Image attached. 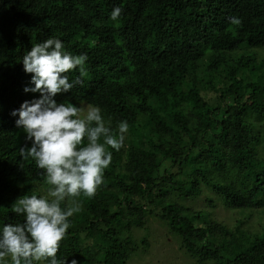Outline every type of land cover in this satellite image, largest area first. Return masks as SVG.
<instances>
[{
	"label": "trees",
	"instance_id": "trees-1",
	"mask_svg": "<svg viewBox=\"0 0 264 264\" xmlns=\"http://www.w3.org/2000/svg\"><path fill=\"white\" fill-rule=\"evenodd\" d=\"M48 38L87 55L82 83L57 102L98 106L113 132L128 124L104 183L79 198L57 259L126 264L137 249L123 236L152 218L191 264H264V0H0V231L24 220L17 198L50 187L19 156L31 141L11 115L40 96L24 91L34 84L22 59ZM66 75L71 83L79 69ZM205 192L258 228L196 209Z\"/></svg>",
	"mask_w": 264,
	"mask_h": 264
},
{
	"label": "clouds",
	"instance_id": "clouds-1",
	"mask_svg": "<svg viewBox=\"0 0 264 264\" xmlns=\"http://www.w3.org/2000/svg\"><path fill=\"white\" fill-rule=\"evenodd\" d=\"M121 14L122 8L115 7L110 18L117 21ZM231 23L238 25L241 20L233 17ZM86 61V54L65 51L58 38L33 45L22 59L34 84L24 91L40 96L24 101L11 113L18 115L16 126L31 141V147L26 143L19 148V156L22 161H34L50 187L46 195H24L13 203V213L24 220L5 224L0 231V264H8L9 258L11 264H66L57 259V253L70 228L69 218L80 211L79 198H93L104 183V171L113 158L109 149L119 151L124 146L126 121L113 132L98 106L78 107L55 99L82 83ZM76 69L79 76L70 83L66 73Z\"/></svg>",
	"mask_w": 264,
	"mask_h": 264
},
{
	"label": "rangeland",
	"instance_id": "rangeland-1",
	"mask_svg": "<svg viewBox=\"0 0 264 264\" xmlns=\"http://www.w3.org/2000/svg\"><path fill=\"white\" fill-rule=\"evenodd\" d=\"M205 198L211 200V205L205 201ZM191 203L196 209L207 211L212 218L228 226L235 225L237 218L240 220L243 218L237 211L225 208L220 199L212 193L205 192ZM256 219L258 218L242 220L241 227H251V230L258 228ZM260 222L264 225V215ZM123 237L132 242L137 249L126 264H191V260L180 250L178 240L169 235L164 227L152 218L146 219L141 228L133 227ZM143 239L148 241L146 248L140 243Z\"/></svg>",
	"mask_w": 264,
	"mask_h": 264
}]
</instances>
